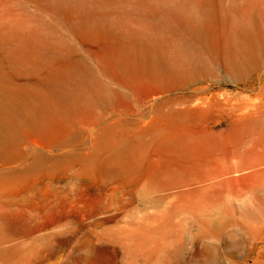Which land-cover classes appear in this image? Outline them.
<instances>
[{"label": "rangeland", "instance_id": "1", "mask_svg": "<svg viewBox=\"0 0 264 264\" xmlns=\"http://www.w3.org/2000/svg\"><path fill=\"white\" fill-rule=\"evenodd\" d=\"M206 1L0 0V264H264V174L222 176L264 155V130L208 139L264 110V66L233 77L223 40L187 43ZM214 1L226 30L264 29V0ZM144 53L187 77L157 78Z\"/></svg>", "mask_w": 264, "mask_h": 264}, {"label": "bare ground", "instance_id": "2", "mask_svg": "<svg viewBox=\"0 0 264 264\" xmlns=\"http://www.w3.org/2000/svg\"><path fill=\"white\" fill-rule=\"evenodd\" d=\"M218 8L219 6L216 5L214 0H207L206 3L201 6V9L196 11L195 14H192L195 18L189 17L191 16V13L188 15L184 14L185 16L181 19V23L187 26L188 35L191 39V41L187 43L195 47L199 46L202 49V51L197 52L198 55L206 53L211 56H216L219 49L222 47L223 40L225 42L224 45L230 49V53L233 55V60L228 62L226 68L227 73L233 75V77H239L249 71L263 68L264 29L260 20L255 16L250 19L239 18L234 22L233 27L228 31L226 30V27H224L225 20L221 19L225 16V13L218 11ZM106 49H111V45H107ZM143 60V67L145 70L152 71L155 75H158L157 78L161 77L162 72V79L169 78L170 80H177L187 77L184 70L173 66L172 63L158 54H155V56L154 54L152 56H148L144 53ZM120 61L122 64L125 63L123 60ZM208 64L209 63L207 61L202 60V63L199 66L192 68V71L194 73L210 72L213 69V66ZM163 75L167 76L164 77ZM211 88L214 89L213 87ZM223 95L224 94H222V97ZM196 110H198L201 115L208 111L205 105L204 107H199V109ZM182 111L185 114L190 112L188 108ZM259 128L264 130V110L260 107H247L242 109L233 121H229L227 129L221 131L211 130L208 139L212 144H216V141L220 138H229L232 141H237L240 139L242 134ZM186 139L187 137H181L179 140L174 139L164 142L162 148L177 150L178 145L182 144ZM7 140L9 142H13V137L8 136ZM124 152L125 150H118L113 156V159H119ZM204 157H206V155L202 156L193 154L188 156L190 159ZM239 165L242 167V170H239V166L236 165H231L226 169L222 175L225 176L226 181L236 180L232 174L239 175L242 171H250L249 174L246 175V177H249L248 179H250V177L255 178V176L257 177L258 175L264 174V155H246L245 159H243ZM209 231V236H211V230Z\"/></svg>", "mask_w": 264, "mask_h": 264}]
</instances>
